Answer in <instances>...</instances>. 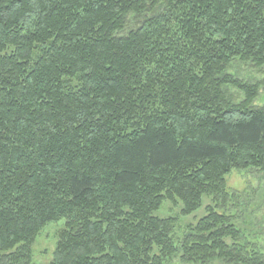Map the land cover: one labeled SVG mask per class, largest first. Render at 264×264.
<instances>
[{"label":"trees","instance_id":"obj_1","mask_svg":"<svg viewBox=\"0 0 264 264\" xmlns=\"http://www.w3.org/2000/svg\"><path fill=\"white\" fill-rule=\"evenodd\" d=\"M159 1L0 0V264H34L61 221L50 264H264L213 208L180 247L154 215L225 203L230 173L264 171L259 86L228 73L264 69V0H164L148 16Z\"/></svg>","mask_w":264,"mask_h":264},{"label":"rangeland","instance_id":"obj_2","mask_svg":"<svg viewBox=\"0 0 264 264\" xmlns=\"http://www.w3.org/2000/svg\"><path fill=\"white\" fill-rule=\"evenodd\" d=\"M165 7L166 2L159 1L148 16L158 14ZM137 27L136 15H130L125 30L117 35L126 37ZM228 73L245 84L258 85V95L252 104V109L264 107V69L238 62L231 66ZM224 92L234 105H240L245 101L244 93L236 88L224 87ZM226 192L229 199L225 203L213 196H204L201 208L188 216L182 214L183 203L181 201H178L177 204L165 201L154 215L161 219L175 221L171 235L175 244L180 247L185 236L208 215L209 209L213 208L217 213L227 216L231 220V224L240 231L239 247L241 251L250 256L259 254L264 260V171L255 167L233 171L226 177ZM65 226L66 222L61 221L49 224L41 231L31 247L34 264H50L53 261ZM182 256L181 252L168 260L166 264H185L181 260ZM209 264L228 263L215 260Z\"/></svg>","mask_w":264,"mask_h":264}]
</instances>
